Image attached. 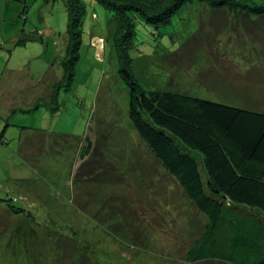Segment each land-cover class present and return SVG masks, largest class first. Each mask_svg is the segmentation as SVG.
Returning <instances> with one entry per match:
<instances>
[{
  "label": "rangeland",
  "instance_id": "374dc122",
  "mask_svg": "<svg viewBox=\"0 0 264 264\" xmlns=\"http://www.w3.org/2000/svg\"><path fill=\"white\" fill-rule=\"evenodd\" d=\"M81 1L79 59L58 90L67 0H0V264H192L186 251L205 218L131 127L112 13ZM244 10L217 14L191 0L167 25L135 15L136 79L147 90L261 110L264 23ZM21 34L30 38L15 45ZM242 38L256 46L243 48ZM85 136L100 142L110 169L74 179Z\"/></svg>",
  "mask_w": 264,
  "mask_h": 264
},
{
  "label": "trees",
  "instance_id": "16d2710c",
  "mask_svg": "<svg viewBox=\"0 0 264 264\" xmlns=\"http://www.w3.org/2000/svg\"><path fill=\"white\" fill-rule=\"evenodd\" d=\"M96 1L112 13L115 23L113 45L119 76L129 88L131 127L160 171L175 180L190 205L205 218L200 236L186 251L187 260L192 264H264V105L252 110L186 92L147 90L136 79L130 55L134 16L155 26L167 25L191 0ZM200 1L214 11L238 7L264 15V2ZM67 10V49L58 90L67 89L74 77L84 5L81 0H67ZM27 38L21 34L14 44H25ZM56 95L57 90L52 91L49 103L54 110L59 108ZM97 142L88 136L80 142L81 162L74 179L110 169Z\"/></svg>",
  "mask_w": 264,
  "mask_h": 264
},
{
  "label": "crops",
  "instance_id": "0c3cea01",
  "mask_svg": "<svg viewBox=\"0 0 264 264\" xmlns=\"http://www.w3.org/2000/svg\"><path fill=\"white\" fill-rule=\"evenodd\" d=\"M227 11V8H220V9H216L215 12L217 14H222V13H225ZM230 12V10H228ZM4 18V15H2V19ZM257 18H262L261 20H263V23H264V15H258ZM264 27V24L262 26V28ZM243 40L240 42L242 44V47L245 48L246 46H256L255 44L257 43L256 41H251V40H247V39H244L242 38Z\"/></svg>",
  "mask_w": 264,
  "mask_h": 264
}]
</instances>
